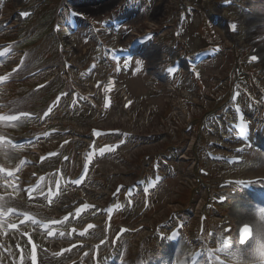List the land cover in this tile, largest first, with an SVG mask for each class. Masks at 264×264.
Wrapping results in <instances>:
<instances>
[{"label": "rangeland", "instance_id": "1", "mask_svg": "<svg viewBox=\"0 0 264 264\" xmlns=\"http://www.w3.org/2000/svg\"><path fill=\"white\" fill-rule=\"evenodd\" d=\"M10 4L8 5V14L7 16L9 17V15L11 14V12H13L14 8L20 6L23 2L22 0H10ZM255 5L257 6V15L256 18L258 19V21L263 22L264 20V4L261 3L260 0H254ZM162 6V13H160L157 17L154 16L152 12V14H149L145 17V20L142 22L143 27H152L154 26L156 23L161 22L162 20H165L169 14L173 13L174 10V6L176 5V0H157L156 2V6ZM155 6V8L157 9V7ZM90 9L86 10L88 13L93 14V15H102V14H106V12L104 11H94L95 6H89ZM154 8V11H155ZM49 22V19H47L45 21V24H47ZM42 24V23H41ZM40 24V25H41ZM254 35H252L251 37H249L248 35L245 36V38L243 39L244 42H246L248 39H251ZM153 49L155 50V55L156 58L153 61H150V67L152 68H156L157 64L160 62V49L161 47H155ZM76 56L79 55L78 51H75ZM226 62V57H223L217 64H218V70L215 71L214 74H219L221 71V67L224 66ZM260 69L262 70V72H264V60L262 62V65L260 66ZM224 73H220V77H223ZM148 77V74L143 73L140 74L139 72L132 74L129 78H127L126 82L127 84L130 86L132 92L137 95V107L136 110L137 112H140V110L144 109L145 106H154L156 108V111L158 113H161V111L163 110V108L165 107V100L160 99V100H154L152 97L149 96V87H148V83H144L143 79ZM157 117L155 119H153V124L156 125L158 127L159 130L156 129V131H162L160 130L162 128V123L158 117V115H156ZM144 119V118H143ZM143 119H141L143 121ZM111 123L116 122L115 117H112V119L110 120ZM185 123V120H182L177 126H181L182 124ZM168 128H165V130H167ZM169 130H176L174 127H172L171 125H169ZM157 149V146H155L151 151H155ZM257 164L258 166L256 168H250L248 171H252L251 174H264V168L262 169L260 167V161L262 162V158L257 156ZM256 161V160H255Z\"/></svg>", "mask_w": 264, "mask_h": 264}, {"label": "snow or ice", "instance_id": "2", "mask_svg": "<svg viewBox=\"0 0 264 264\" xmlns=\"http://www.w3.org/2000/svg\"><path fill=\"white\" fill-rule=\"evenodd\" d=\"M251 59L256 60L257 57L254 56ZM140 63H141L140 61H137V65H138L137 71L140 70ZM168 71L171 73V72H174L175 69L169 68ZM5 79H6V77H0V83H2ZM19 119H20V116H17V115H7V116L0 115V121L12 122V121H17ZM7 176L12 177L13 173L11 171L7 172ZM12 187H15V185H12ZM48 196H51V191H49ZM229 231H230V229H229ZM249 231H250V229L247 226L244 229H242V237L244 234H246ZM260 237H261V239H264V228H261V230H260ZM32 261H33V264H35V261H36L35 248H33V251H32Z\"/></svg>", "mask_w": 264, "mask_h": 264}, {"label": "bare ground", "instance_id": "3", "mask_svg": "<svg viewBox=\"0 0 264 264\" xmlns=\"http://www.w3.org/2000/svg\"><path fill=\"white\" fill-rule=\"evenodd\" d=\"M113 1H114V0H111V1H109V2H107V3H110V2H113ZM162 6H163V5L157 7V9H156V11H155V14H154L155 17H157L160 13H162ZM106 7H107V6L104 5V6H101L99 9H100V10H105ZM263 34H264V30H263V32H262L261 35H263ZM261 35H260V36H261ZM260 36H259V37H260ZM153 55H154V53H150V54H149L150 57H152Z\"/></svg>", "mask_w": 264, "mask_h": 264}]
</instances>
